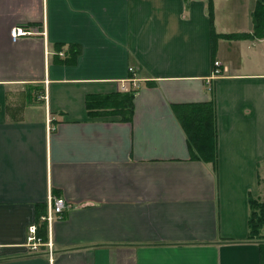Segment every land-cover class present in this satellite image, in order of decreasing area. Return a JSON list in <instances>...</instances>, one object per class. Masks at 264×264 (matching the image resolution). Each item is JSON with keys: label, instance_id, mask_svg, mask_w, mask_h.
<instances>
[{"label": "crops", "instance_id": "0c3cea01", "mask_svg": "<svg viewBox=\"0 0 264 264\" xmlns=\"http://www.w3.org/2000/svg\"><path fill=\"white\" fill-rule=\"evenodd\" d=\"M255 2L213 0L215 32H251ZM207 5L0 0V264H261L247 222L264 200V38L213 53ZM18 26L32 33L14 41ZM130 68L129 118L92 115ZM209 101L215 162L193 158L179 116Z\"/></svg>", "mask_w": 264, "mask_h": 264}, {"label": "trees", "instance_id": "16d2710c", "mask_svg": "<svg viewBox=\"0 0 264 264\" xmlns=\"http://www.w3.org/2000/svg\"><path fill=\"white\" fill-rule=\"evenodd\" d=\"M188 3L189 0H184ZM207 13L211 21L212 51L214 53L216 41L223 39H261L264 38V0H256L251 13L252 30L249 33H216L213 28V0H207ZM135 90L117 92L104 96H93L87 100L93 107L89 108L92 115H118L128 119L132 112V102ZM87 103V106H88ZM180 121L189 136V143L193 158L204 162H215L217 156L216 136L214 131V107L212 102L184 105ZM248 240L259 245L260 261L264 264V201L249 197Z\"/></svg>", "mask_w": 264, "mask_h": 264}, {"label": "built area", "instance_id": "2783aa9c", "mask_svg": "<svg viewBox=\"0 0 264 264\" xmlns=\"http://www.w3.org/2000/svg\"><path fill=\"white\" fill-rule=\"evenodd\" d=\"M30 33H32V31L24 29L22 27H19V26L18 27H13L11 29V38L15 41V40L18 39V37L23 36V35H27V34H30ZM214 64H215L216 68H215V70L213 72L218 73L220 71V68H219L220 66H218L217 62H214ZM52 205H53V213H48L46 216L43 217V219L51 220V218H52V216L54 214L55 215H60L61 212L63 211L64 207L66 206V202H65V200L63 198L57 197V198H55L53 200ZM34 228L35 227L33 225L30 227L31 233H34ZM33 239H34L33 235H30L29 238H28L29 241H32ZM32 247L35 248L36 245L33 243ZM34 250H36V249H34Z\"/></svg>", "mask_w": 264, "mask_h": 264}, {"label": "rangeland", "instance_id": "374dc122", "mask_svg": "<svg viewBox=\"0 0 264 264\" xmlns=\"http://www.w3.org/2000/svg\"><path fill=\"white\" fill-rule=\"evenodd\" d=\"M10 34H11V31H10ZM215 62H217L218 63V66H220V68H222V69H224V70H226V67H224V66H222V64L217 60V61H215ZM222 66V67H221ZM130 73H131V76L126 80V81H123L122 83H124L122 86H121V88H120V91L119 92H128V91H131V89H134V90H136V89H139V84H138V79H137V77L135 76V70L133 69V68H130ZM220 73H221V71H219L218 73H216V72H213V75H215V76H217V75H220ZM127 85V86H126ZM260 201L262 202V201H264L263 199H260ZM249 203V202H248ZM67 207V205L64 207V209ZM64 209H63V211H64ZM62 211V212H63ZM249 211H250V208H249ZM62 212H61V214L60 215H53L52 216V218H51V220H45L44 222H46V223H51L53 220H54V218L55 217H57V216H60V218L62 217ZM52 213H53V207H52ZM248 223V222H247ZM263 226H264V224H263ZM36 229H37V227H36V225H35V228H34V232L36 231ZM261 233L262 234H264V228H263V230L261 231ZM34 237V239H33V241L35 240V236H33ZM32 241H31V246H32ZM36 245V244H35ZM35 248H37V245H36V247ZM34 248V249H35ZM32 249H33V247H32Z\"/></svg>", "mask_w": 264, "mask_h": 264}]
</instances>
